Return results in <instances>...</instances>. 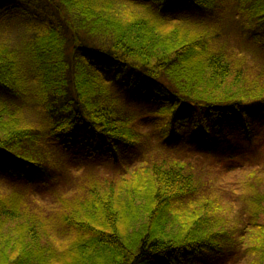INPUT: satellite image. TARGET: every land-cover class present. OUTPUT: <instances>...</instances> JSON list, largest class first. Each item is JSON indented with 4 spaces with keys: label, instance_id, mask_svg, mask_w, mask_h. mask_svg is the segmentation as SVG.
<instances>
[{
    "label": "trees",
    "instance_id": "trees-1",
    "mask_svg": "<svg viewBox=\"0 0 264 264\" xmlns=\"http://www.w3.org/2000/svg\"><path fill=\"white\" fill-rule=\"evenodd\" d=\"M17 1L0 13L33 34L23 48L0 46V93L35 97L47 125L21 123L0 103V184L11 186L0 191V264H216L232 236L216 201L192 202L206 183L182 159L139 158L131 179L112 187L87 177L55 213L28 197L53 188L56 169L45 158L56 146L68 157L109 156L115 166L133 148L201 157L222 148L219 158L230 162L240 144L254 156L264 67L238 49L264 48V0H39L42 19ZM115 4L123 5L117 17ZM131 105L153 117L138 120ZM247 186L250 216L264 217L259 183ZM254 225L250 264H264V225Z\"/></svg>",
    "mask_w": 264,
    "mask_h": 264
},
{
    "label": "rangeland",
    "instance_id": "rangeland-1",
    "mask_svg": "<svg viewBox=\"0 0 264 264\" xmlns=\"http://www.w3.org/2000/svg\"><path fill=\"white\" fill-rule=\"evenodd\" d=\"M9 2H11V0H0V8L8 6ZM98 2L101 3L99 0ZM114 2L118 4L121 1L114 0ZM14 4H20L23 10L27 9L29 13L33 14L34 18L42 19L41 11L38 9V7L42 5L41 1L18 0ZM116 4L114 5L113 13L117 17V15L122 12L123 5L121 4L118 8V5ZM140 9V7H137L135 11L139 13ZM13 14L14 13H9L2 16L0 13V17H4L3 19L0 18V46L15 50L16 48H23L25 46V42L33 34V31L27 30V26L21 24L17 20H10ZM6 19L8 21H6ZM22 19H25V17L23 16ZM3 20L6 23H4ZM232 28L233 26H230L228 32H231ZM234 42L237 47L238 45L240 46L236 39ZM246 49L251 52L244 49H238V51L245 54L251 63V67H264V48L249 45ZM251 75L256 77L257 73H252ZM229 89L234 90L235 87L229 86ZM0 98V103L4 102L5 106L11 107L16 111L15 115L19 122L30 125L39 130L42 129L44 125H47L43 110L35 103V97L24 94L18 100V98L8 97V95L1 92ZM130 108L141 114L138 117V120H145L148 117H153V115H149L146 110L135 109L132 105ZM263 133L264 131L259 137L253 139L257 152H255L256 154L252 157L250 156L251 152L246 149L245 145H232L231 149L234 153L238 154V157L233 158L234 160L230 162H228V158H219V153H222V148H220V151L218 148L216 153H213L215 157H201L195 154H188L186 153V150L182 151L180 149H178L179 153L172 152L168 154V151H163L157 148H153L154 150H139L138 148H133L129 153L127 152V155L118 154L119 164L115 166L113 159L109 156L80 154L76 157H68L65 156L66 153H64L59 146H56L52 148V155L49 158H45L48 163V169H56L52 174V177L54 178L53 182L51 181V183H48V185L50 184L53 188L29 196L28 201L34 204V207L37 208L41 207L47 210L51 207L55 213L58 212L59 207L61 206L60 200H62L63 203H68L71 198L80 196L82 185L87 182L88 178L90 181L106 182L109 187L112 183L114 185L115 182L118 183L123 179H126V182L128 179H131V175L134 172L135 166L138 164L139 158L153 155L154 158L171 156L174 159H182V161L193 168L194 171L199 174L203 182L205 181L206 183L205 189L202 190L201 194L198 197L191 198L192 202L199 203L204 197L216 201L214 203H216L218 211H222V216L225 217L223 224L228 230H230L229 233L232 236L231 241L226 244L227 249L223 247L221 252L217 254L216 257L219 259L216 260V264H250L252 261V263H254L258 259L256 250H252V248L257 246L254 224L256 222L258 225H264V217L261 215L259 217L250 216L252 209L249 205V193H251V191L247 185L258 182L260 194L264 195ZM241 140L242 137H238V140L236 141L239 143ZM159 143L160 139L159 141H151V144L154 146ZM91 147L95 146L92 145ZM240 147L246 152V159L244 158V153H241L239 150ZM238 161L241 164H238ZM90 176H92L93 180ZM0 185H2V189L0 188L1 193H6L11 189L9 181L1 182ZM4 190L6 191L4 192ZM32 191L33 190H29L28 194ZM127 193L126 188L123 187L118 191L117 196L119 195V198L124 202L126 201ZM14 227L15 221L8 225L5 230L10 242L17 239ZM9 252L10 255H13V258L10 259V262L12 263L15 261L17 253L13 254L11 250Z\"/></svg>",
    "mask_w": 264,
    "mask_h": 264
},
{
    "label": "snow or ice",
    "instance_id": "snow-or-ice-1",
    "mask_svg": "<svg viewBox=\"0 0 264 264\" xmlns=\"http://www.w3.org/2000/svg\"><path fill=\"white\" fill-rule=\"evenodd\" d=\"M3 164H4L3 157H2V156H0V168H2V167H3Z\"/></svg>",
    "mask_w": 264,
    "mask_h": 264
}]
</instances>
